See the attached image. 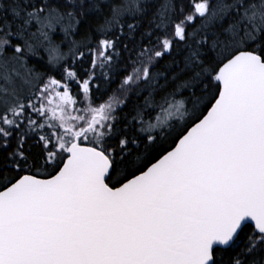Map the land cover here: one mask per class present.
Returning <instances> with one entry per match:
<instances>
[{
	"label": "snow or ice",
	"instance_id": "6c2138e0",
	"mask_svg": "<svg viewBox=\"0 0 264 264\" xmlns=\"http://www.w3.org/2000/svg\"><path fill=\"white\" fill-rule=\"evenodd\" d=\"M0 264H264V0H0Z\"/></svg>",
	"mask_w": 264,
	"mask_h": 264
}]
</instances>
